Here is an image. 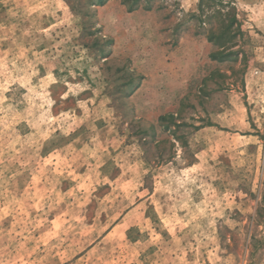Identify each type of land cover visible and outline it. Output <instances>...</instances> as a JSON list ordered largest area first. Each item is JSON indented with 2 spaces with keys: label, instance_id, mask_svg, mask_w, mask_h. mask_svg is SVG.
Segmentation results:
<instances>
[{
  "label": "rangeland",
  "instance_id": "1",
  "mask_svg": "<svg viewBox=\"0 0 264 264\" xmlns=\"http://www.w3.org/2000/svg\"><path fill=\"white\" fill-rule=\"evenodd\" d=\"M0 264H264V0H0Z\"/></svg>",
  "mask_w": 264,
  "mask_h": 264
}]
</instances>
